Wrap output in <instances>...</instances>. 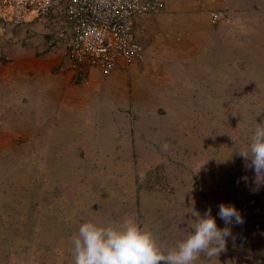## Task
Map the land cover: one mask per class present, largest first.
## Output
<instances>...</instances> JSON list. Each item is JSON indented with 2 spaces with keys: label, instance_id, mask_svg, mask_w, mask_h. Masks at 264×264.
<instances>
[{
  "label": "rangeland",
  "instance_id": "374dc122",
  "mask_svg": "<svg viewBox=\"0 0 264 264\" xmlns=\"http://www.w3.org/2000/svg\"><path fill=\"white\" fill-rule=\"evenodd\" d=\"M245 12L244 48L230 51L227 74L203 90L161 92L153 106H117L130 126L117 138L46 132L60 100L32 104L30 76L13 69L18 44L0 39V264H74L71 238L82 222L126 216L167 251L189 233L194 212L211 209L226 227L221 203L244 222L227 225L225 250L197 264H255L260 255L264 263V179L240 155L264 121V0H246Z\"/></svg>",
  "mask_w": 264,
  "mask_h": 264
},
{
  "label": "crops",
  "instance_id": "0c3cea01",
  "mask_svg": "<svg viewBox=\"0 0 264 264\" xmlns=\"http://www.w3.org/2000/svg\"><path fill=\"white\" fill-rule=\"evenodd\" d=\"M162 3L159 12L133 20L134 37L144 49L142 60L117 63L106 75L90 68L78 83L70 70L59 69L61 56L48 43L39 22L10 34L7 39L18 44L20 52L15 56V76H30L31 97L36 100L32 104L40 105L44 99L48 107L60 100L58 117L45 118L46 132L72 139L93 133L117 138L119 130L130 131L129 121L118 115L117 106H153L152 98L162 96L161 92L203 90L207 87H201L202 83H212L215 75L228 73L230 51H238L240 45L244 48L249 27L246 0ZM233 60L237 62L238 56ZM126 87L134 93L131 104ZM45 114L49 116L50 111ZM259 248L264 251V239ZM261 258L255 264H264Z\"/></svg>",
  "mask_w": 264,
  "mask_h": 264
},
{
  "label": "built area",
  "instance_id": "2783aa9c",
  "mask_svg": "<svg viewBox=\"0 0 264 264\" xmlns=\"http://www.w3.org/2000/svg\"><path fill=\"white\" fill-rule=\"evenodd\" d=\"M162 5V0H0V39L39 22L48 43L66 58L64 70L108 74L117 63L142 60L133 20Z\"/></svg>",
  "mask_w": 264,
  "mask_h": 264
},
{
  "label": "clouds",
  "instance_id": "9594fccd",
  "mask_svg": "<svg viewBox=\"0 0 264 264\" xmlns=\"http://www.w3.org/2000/svg\"><path fill=\"white\" fill-rule=\"evenodd\" d=\"M256 177L264 179V121L257 123L246 150L240 154ZM218 228L208 209L203 216L194 212L186 237L164 251L153 233L141 228L132 217L117 224L101 225L91 220L80 224L71 238L74 264H197L201 255L217 257L232 235L227 225L244 222L234 205L221 203Z\"/></svg>",
  "mask_w": 264,
  "mask_h": 264
},
{
  "label": "water",
  "instance_id": "95a60500",
  "mask_svg": "<svg viewBox=\"0 0 264 264\" xmlns=\"http://www.w3.org/2000/svg\"><path fill=\"white\" fill-rule=\"evenodd\" d=\"M67 66V60L65 57L62 58V62H61V65H60V70H64Z\"/></svg>",
  "mask_w": 264,
  "mask_h": 264
},
{
  "label": "trees",
  "instance_id": "16d2710c",
  "mask_svg": "<svg viewBox=\"0 0 264 264\" xmlns=\"http://www.w3.org/2000/svg\"><path fill=\"white\" fill-rule=\"evenodd\" d=\"M76 83L80 82L81 80L84 79V75H75Z\"/></svg>",
  "mask_w": 264,
  "mask_h": 264
}]
</instances>
